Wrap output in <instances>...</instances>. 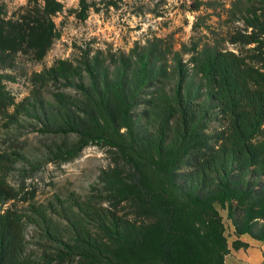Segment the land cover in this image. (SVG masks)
I'll use <instances>...</instances> for the list:
<instances>
[{"label": "trees", "instance_id": "trees-1", "mask_svg": "<svg viewBox=\"0 0 264 264\" xmlns=\"http://www.w3.org/2000/svg\"><path fill=\"white\" fill-rule=\"evenodd\" d=\"M121 1L106 7L118 9ZM77 4L81 19L97 9L95 0ZM203 6L225 16L222 40L233 50L193 39L178 50L161 48L160 38L117 58L82 49L76 60L33 72L29 94L17 101L5 82L16 80L18 56L44 58L63 4L27 0L9 12L0 0L1 118L7 125L34 118L42 133L74 135V144L55 151L57 159L90 144L114 154L95 196L30 205L21 214L19 190L6 179L18 154L0 151V264H28L22 235L29 224L57 244L54 254H43L46 264L70 257L86 264H225L230 251L248 246L241 236L264 242V0H230L227 7L194 0L188 11ZM49 83L75 94L43 92ZM215 123L221 125L212 129Z\"/></svg>", "mask_w": 264, "mask_h": 264}, {"label": "rangeland", "instance_id": "rangeland-1", "mask_svg": "<svg viewBox=\"0 0 264 264\" xmlns=\"http://www.w3.org/2000/svg\"><path fill=\"white\" fill-rule=\"evenodd\" d=\"M4 1L9 12L27 4V0ZM58 1L63 4V12L53 16L58 36L46 55L38 62L32 61L29 56H18L14 71L16 80L5 82L17 101L29 94L32 85L27 78L33 72L49 68L57 60H76L82 49H90L92 53L99 51L101 56L112 54L117 58L122 54L128 55L132 48L142 46L148 40L160 38L161 48L173 44V48L178 50L182 43L189 44L193 39L201 42L218 40L223 48L233 50L222 40L225 16L219 18L213 10L204 6L197 12L188 11L194 0H122L118 2V9L107 8L108 0H95L97 9H91L86 19L78 16V0ZM219 1L227 7L230 0ZM196 21L198 26L193 30ZM46 90L75 94L52 83L43 87L42 91ZM220 125L215 123L211 128ZM40 127V121L34 118L26 117L14 125H7L6 119L0 116V151L14 156L18 154L16 162L6 173V179L10 186L19 190L15 208L21 214H29L30 205L53 203L59 207V201L68 196L80 199L95 196L100 188V171L108 168L114 157L108 147L90 144L72 159H57L55 151L71 146L76 137L42 133ZM22 236L23 253L28 264H46L41 260L43 254L57 251V244L43 239L33 225H27ZM231 239L232 236L229 242ZM50 264L86 263L78 257H70L62 261L54 260Z\"/></svg>", "mask_w": 264, "mask_h": 264}, {"label": "crops", "instance_id": "crops-1", "mask_svg": "<svg viewBox=\"0 0 264 264\" xmlns=\"http://www.w3.org/2000/svg\"><path fill=\"white\" fill-rule=\"evenodd\" d=\"M240 240L247 243L246 248L232 250L225 256V264H264V242L249 236H241Z\"/></svg>", "mask_w": 264, "mask_h": 264}]
</instances>
